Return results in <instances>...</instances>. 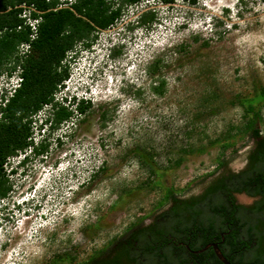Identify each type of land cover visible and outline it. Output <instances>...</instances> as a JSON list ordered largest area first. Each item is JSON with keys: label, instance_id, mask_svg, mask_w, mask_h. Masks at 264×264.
<instances>
[{"label": "rangeland", "instance_id": "1", "mask_svg": "<svg viewBox=\"0 0 264 264\" xmlns=\"http://www.w3.org/2000/svg\"><path fill=\"white\" fill-rule=\"evenodd\" d=\"M152 12V24L138 25ZM109 43L119 48L109 74L123 79V88L110 89L105 101L90 102L86 113L75 112L54 129L46 121L52 105L44 106L31 124L33 146L4 165L11 191L0 199V264H53L58 257L85 264L169 207L153 184L156 170L165 173L163 186L185 198L200 194L215 175L245 168L255 141L243 136L247 115L240 99L264 86V1L142 0L92 42L94 51ZM83 49L77 44L66 55L70 62L77 57L73 67L80 70L99 57ZM24 53L27 45L20 47ZM68 69L55 102L77 86L81 71ZM21 71L1 75L0 101ZM98 85L105 93V82ZM261 116L264 136V103ZM227 138L236 144L223 152Z\"/></svg>", "mask_w": 264, "mask_h": 264}, {"label": "trees", "instance_id": "2", "mask_svg": "<svg viewBox=\"0 0 264 264\" xmlns=\"http://www.w3.org/2000/svg\"><path fill=\"white\" fill-rule=\"evenodd\" d=\"M141 1L0 0V77L4 72L12 74L17 67L22 70L20 86L8 98L3 96L0 104V199L11 191L4 172L7 159L33 146L29 138L34 116L44 106L52 105L53 117L47 121L54 129L72 119L75 112L84 114L89 108L90 102L82 101L73 109L54 101L58 85L69 76L67 53L77 44L89 47L99 32L113 26L129 7ZM25 8L29 15L22 17ZM155 19L153 12L143 13L138 25H150ZM28 20L36 21V26ZM22 45L29 47V54H20ZM12 62L14 66L9 68ZM262 103L264 86L251 97L240 99L247 115L243 136L255 141L246 168L240 172H222L201 194L189 198L179 197L175 189L163 186L161 179L165 173L156 170L158 178L153 184L162 189L161 204L169 203V208L158 215L154 224L138 230L103 264H190L187 249L178 242L184 241L191 249H197L221 231L228 233L226 239L230 245L226 253L232 255V264H264V136L258 127ZM235 144L234 139H225L223 152ZM46 148L42 144L40 152ZM197 151L202 153L205 149ZM33 152H38V148L33 147ZM28 159L26 154L23 164ZM243 192L258 200L250 206L237 204L235 194ZM96 254L85 264H92ZM198 261L194 264H220L213 254L206 261L202 258ZM53 264H72V261L69 257H58Z\"/></svg>", "mask_w": 264, "mask_h": 264}, {"label": "clouds", "instance_id": "3", "mask_svg": "<svg viewBox=\"0 0 264 264\" xmlns=\"http://www.w3.org/2000/svg\"><path fill=\"white\" fill-rule=\"evenodd\" d=\"M89 50L92 52H90ZM94 50H97V49H95V44H92L89 47H84V49L81 51L82 54L88 51V53H91V54L95 53L99 55V57L93 60L91 58L90 59L88 58L89 59L88 62H90V64L83 65V68H82V70L84 69L85 72L80 70L79 67L78 68L75 67L76 69L81 71L80 74L78 72L79 74L78 75L79 79L77 83L78 87L75 86L73 90H70V88L67 87V94H65L64 98L62 99V104L68 102L69 105L76 104V107H77L78 105L82 103V101L84 102L105 101L107 99L105 94L110 93V89L114 88L115 90L117 89L118 91H120L121 88H123L124 86L123 79H117L116 77H113L112 74H109L110 71L114 70V68L116 67L115 61L118 59L116 52L119 50V48L117 47V44L109 43L107 47L103 46V50L101 49L98 51H94ZM81 58L85 59L83 56ZM77 64H79L77 57L75 59L72 58V61L69 62L72 75H73V70L75 69L73 66ZM17 71L19 72V68L15 72H13L11 75H15ZM83 75L85 76L84 79H83ZM21 79L22 77L20 75L18 82L13 83L11 81L9 85V89H6V92L3 93V96L8 98L9 95L12 94L11 92H14L15 89L20 86ZM102 82H105L106 84L105 93L102 92L101 87L98 85V84H102ZM65 83H67V81ZM0 104H1V101H0ZM24 202H29V201L26 200V201H23V203ZM36 208L37 206L33 207V209H36Z\"/></svg>", "mask_w": 264, "mask_h": 264}, {"label": "flooded vegetation", "instance_id": "4", "mask_svg": "<svg viewBox=\"0 0 264 264\" xmlns=\"http://www.w3.org/2000/svg\"><path fill=\"white\" fill-rule=\"evenodd\" d=\"M247 165H248V160L246 159L245 168H246ZM220 174L221 173L215 175V177H217ZM239 195H244L245 197L252 198L253 199V203L252 204H254L258 200V197H251V196H249L248 194H246L244 192L243 193H236L235 194V198H236V203L237 204L245 205V204H243V203H241L239 201V199H238V196ZM192 196H196V195H192ZM185 198H189V197H185ZM246 206H250V205H246ZM168 208L169 207H167L164 210H167ZM163 211H160L157 214H155L154 216H152L151 219L147 223H139L138 222V223L134 224L132 227H130V229L127 231V233L125 235H123L120 238L115 239L114 241H112L110 243L108 249H105L103 251H100L98 254H96L95 255L94 262L92 264H103L104 261L113 258L116 255V253L118 252V250L120 249V247L131 236H133L138 230L154 224L155 221H156V219H157V217H158V215L161 214ZM227 234L228 233L227 232H224V231H221L219 233H215V235H213L212 238L205 243V245H202L201 247H199L197 249H191L190 248V245L189 244H186L184 241H179L178 243H179V245L184 246L187 249L188 255H189V258H190V261H191L190 264H194L195 261L196 262H199L198 261L199 258L200 259L202 258L204 261H206V260H208V258L212 254L218 259V261L220 262V264H223L222 261L219 259L218 255H217L216 247L223 254V256L232 264V262H231L232 255L231 254L228 255L226 253L228 251V245H230V243L226 239V235ZM238 253H239V251L236 250L235 251V254H238ZM198 255H199V257L197 258L196 256H198Z\"/></svg>", "mask_w": 264, "mask_h": 264}, {"label": "water", "instance_id": "5", "mask_svg": "<svg viewBox=\"0 0 264 264\" xmlns=\"http://www.w3.org/2000/svg\"><path fill=\"white\" fill-rule=\"evenodd\" d=\"M216 252L219 257V259L222 261L223 264H231L224 256L223 254L219 251V249L216 247Z\"/></svg>", "mask_w": 264, "mask_h": 264}]
</instances>
